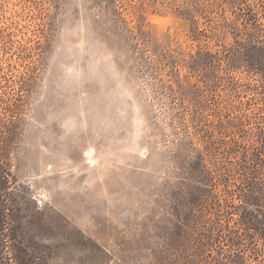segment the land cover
Wrapping results in <instances>:
<instances>
[{
    "label": "rangeland",
    "instance_id": "374dc122",
    "mask_svg": "<svg viewBox=\"0 0 264 264\" xmlns=\"http://www.w3.org/2000/svg\"><path fill=\"white\" fill-rule=\"evenodd\" d=\"M0 264H264V0H0Z\"/></svg>",
    "mask_w": 264,
    "mask_h": 264
},
{
    "label": "bare ground",
    "instance_id": "6f19581e",
    "mask_svg": "<svg viewBox=\"0 0 264 264\" xmlns=\"http://www.w3.org/2000/svg\"><path fill=\"white\" fill-rule=\"evenodd\" d=\"M71 123L73 124V122H71ZM72 124H71V125H72Z\"/></svg>",
    "mask_w": 264,
    "mask_h": 264
}]
</instances>
